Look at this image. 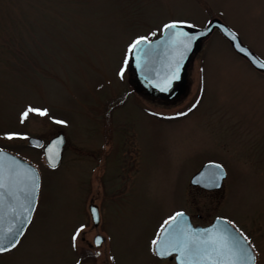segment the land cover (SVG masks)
Masks as SVG:
<instances>
[{
	"label": "rangeland",
	"instance_id": "1",
	"mask_svg": "<svg viewBox=\"0 0 264 264\" xmlns=\"http://www.w3.org/2000/svg\"><path fill=\"white\" fill-rule=\"evenodd\" d=\"M211 18L264 60V0H0V146L41 175L34 218L0 264H173L158 262L152 246L177 209L198 224L225 216L238 228L264 225V77L215 30L176 105L146 102L142 111L126 83L136 40L156 37L168 22L202 27ZM29 107L47 115L29 113L22 123ZM102 111L112 114L110 141L99 133ZM58 133L62 159L49 170L24 140ZM206 161L226 170L222 191L190 187ZM95 234L102 245L93 246ZM256 242L264 264V241Z\"/></svg>",
	"mask_w": 264,
	"mask_h": 264
},
{
	"label": "water",
	"instance_id": "2",
	"mask_svg": "<svg viewBox=\"0 0 264 264\" xmlns=\"http://www.w3.org/2000/svg\"><path fill=\"white\" fill-rule=\"evenodd\" d=\"M172 24L176 26L165 27ZM166 25L159 36L151 40H138L139 43L136 42L130 51L129 81L138 93L166 102L184 96L192 59L214 29L227 39L237 54L264 73V61L243 45L238 36L219 19H211L204 27L178 22ZM28 143L43 148L44 160L50 169L59 166L65 143L62 133L52 137L45 145L42 140L32 137ZM224 177L225 172L220 165L206 163L191 177L190 184L218 189ZM39 186V174L33 165L0 150V209L11 211L8 215H0V242L3 246L7 247L12 240L18 241L21 237L35 207ZM88 209L93 225H97V206L91 203ZM181 214H176L161 229L154 244L159 257L175 254L177 264H246L242 259L243 248L250 247L226 221L216 218L209 226L193 227L188 217ZM101 240V236L97 235L94 244H99Z\"/></svg>",
	"mask_w": 264,
	"mask_h": 264
},
{
	"label": "flooded vegetation",
	"instance_id": "3",
	"mask_svg": "<svg viewBox=\"0 0 264 264\" xmlns=\"http://www.w3.org/2000/svg\"><path fill=\"white\" fill-rule=\"evenodd\" d=\"M243 59V58H242ZM245 60V59H244ZM246 61V60H245ZM247 62V61H246ZM248 63V62H247ZM249 64V63H248ZM250 65V64H249ZM191 66V65H190ZM190 66H189V68H190ZM251 66V65H250ZM252 67V66H251ZM253 68V67H252ZM254 69V68H253ZM189 70V69H188ZM255 70V69H254ZM257 71V70H256ZM257 72H259V74L260 75H262V77H264V73H262V72H260V71H257ZM202 80V79H201ZM126 83H127V85H128V87L130 88V90L134 93V94H136L140 99H141V102H140V105H141V107H142V111L144 110V103H146V102H150V103H156V104H161L162 106H168V105H170V104H177L178 102H180L181 100H184L187 96H188V94H189V91H190V80H189V77H188V73H187V84H188V88H187V91H186V93H185V95L184 96H181L180 98H178V99H176V100H174V101H170V102H166V101H162V100H159V99H154V98H149L148 96H146V95H144V94H141V93H138V92H136L134 89H133V87H132V85H131V83H130V81H129V73L127 72L126 73ZM202 83V82H201ZM201 87H202V84H201ZM203 96V92H202V88H201V90H200V94H199V97H202ZM201 100V99H200ZM119 105V104H118ZM196 105V104H195ZM194 105V106H195ZM198 105V104H197ZM144 106V107H143ZM193 106V107H194ZM147 108L145 107V110L144 111H146L147 112ZM103 112V116H104V118H103V116H101V118H102V122H107V124H106V126H103L102 125V127L100 126V122L98 121V125H99V130H100V134L101 135H103V140L105 141H110L111 140V138H112V133H113V128H111V125H110V123H111V117H112V114L110 115L109 113L108 114H106V112H104V111H102ZM101 115H102V113H101ZM152 115H154V114H152ZM155 116H157V117H160V116H158V115H155ZM160 118H164V119H177L176 117H170V118H167V117H163V116H161ZM48 119V118H47ZM46 119V120H47ZM28 137H36V138H40L42 141H43V143L45 144V143H47V141L50 139H47L46 140V137L44 136H37V135H33V134H31L30 136H28ZM28 137H26L25 138V140H24V142H26V144L24 143V147H26V149H28V150H30V151H32V152H36V153H39V155H40V158L42 159V161H43V163H44V160H43V149L42 148H35V147H31V146H29L28 144H27V139H28ZM0 149H5V150H7V151H9V152H11V153H13V154H15V155H17V156H19V157H21L22 159H25L26 161H28V162H30V163H32L29 159H27V158H25L24 156H22V155H20L17 151H14V150H12V149H9V148H3V147H1L0 146ZM212 161H206V162H203L192 174H191V176H190V178L193 176V175H195L201 168H202V166L203 165H205L206 163H211ZM213 163H216V162H213ZM34 164V163H33ZM45 164V163H44ZM216 164H218V163H216ZM35 165V164H34ZM218 165H220V164H218ZM221 166V165H220ZM222 167V166H221ZM223 168V167H222ZM38 170H39V168H38ZM223 170H224V172H225V177L223 178V180H222V182H221V186L218 188V189H205V188H202V187H200L199 185H190V187H192V188H195V189H199L201 192H204V193H206V194H208V193H212V192H218V191H222L224 188H225V185H224V180H225V178H226V170L223 168ZM40 172V171H39ZM36 207H37V205L35 206V208H34V210H33V213H32V215H31V218H30V220H29V222H28V224H27V226L25 227V229H24V231H23V233H22V235H21V238H20V240L22 239V237L24 236V233L26 232V230H27V228L30 226V224H31V222H32V220H33V218H34V213H35V211H36ZM178 211H183L186 215H188V217H189V220H190V222H191V224L192 225H194V226H197V225H199V226H206V225H209V224H211V222L213 221V219H215V218H221V219H223L224 221H226L227 223H229L246 241H247V243L249 244V246H250V248L252 249V251H253V253H254V255H255V264H259V258H260V248H259V246H258V244H257V242H256V240H258L259 242H262V241H264V239L261 237L262 235H260L259 233H257V230H256V228H258L259 229V227L262 229V231H264V225L262 224V223H253V225L252 226H249L248 227V229H245V228H241V227H237L230 219H228V218H226L225 216H214L213 218H211V220L209 221V222H207V223H205V224H198V223H195V221H194V215L193 214H191V213H189L188 211H186V210H184V209H177L175 212H173L172 213V215L170 216V217H168L162 224H161V226L159 227V229H158V231H157V235H158V233H159V231H160V229H161V227L165 224V222H167V220L168 219H170L171 217H173ZM11 213V211L10 210H6V209H0V215H2V216H5V215H8V214H10ZM197 216V218H200L201 216L199 215V214H197L196 215ZM260 230V229H259ZM157 235H156V237H157ZM256 239V240H255ZM152 253H153V255H154V257H155V259L158 261V262H170V263H173V264H176L175 263V260H174V255H170V256H168V257H165V258H159L156 254H155V252L153 251V247H152Z\"/></svg>",
	"mask_w": 264,
	"mask_h": 264
},
{
	"label": "snow or ice",
	"instance_id": "4",
	"mask_svg": "<svg viewBox=\"0 0 264 264\" xmlns=\"http://www.w3.org/2000/svg\"><path fill=\"white\" fill-rule=\"evenodd\" d=\"M175 26H176L175 24H172V25H166L165 27L173 28ZM137 43H139V41H137ZM134 46L135 45H133V47ZM29 113H37V114H39L41 116H44V115H47V110L35 109V108H31V107L27 108L21 114V122L22 123L28 117ZM56 123H63V122L62 121H56ZM16 136H17V134H15V133L7 134V138L8 139H13ZM35 187H36V185L34 184V188ZM93 212L95 213V210H93ZM177 215H182V214L178 213ZM82 230H83V226L80 229H77L76 235L73 236V241L74 242L76 240V236H78L81 233ZM17 242H18L17 240H12V242L7 247L3 246L2 242H0V253L6 252V251H10L12 248H14L16 246ZM97 242H99V240ZM153 243L155 244L156 242L153 241ZM74 246H75V243H74ZM243 252H244V255H243L242 259L246 262V264H255V255L251 251V249L245 247V248H243Z\"/></svg>",
	"mask_w": 264,
	"mask_h": 264
}]
</instances>
